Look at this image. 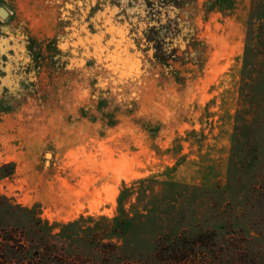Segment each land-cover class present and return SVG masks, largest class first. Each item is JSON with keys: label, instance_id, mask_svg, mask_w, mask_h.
<instances>
[{"label": "rangeland", "instance_id": "1", "mask_svg": "<svg viewBox=\"0 0 264 264\" xmlns=\"http://www.w3.org/2000/svg\"><path fill=\"white\" fill-rule=\"evenodd\" d=\"M0 8V264H264V0Z\"/></svg>", "mask_w": 264, "mask_h": 264}, {"label": "trees", "instance_id": "2", "mask_svg": "<svg viewBox=\"0 0 264 264\" xmlns=\"http://www.w3.org/2000/svg\"><path fill=\"white\" fill-rule=\"evenodd\" d=\"M210 246L203 234L193 239L180 236L172 240H163L157 246L155 258L160 264H190V258L197 254L198 249ZM213 246L214 244L211 247Z\"/></svg>", "mask_w": 264, "mask_h": 264}, {"label": "water", "instance_id": "3", "mask_svg": "<svg viewBox=\"0 0 264 264\" xmlns=\"http://www.w3.org/2000/svg\"><path fill=\"white\" fill-rule=\"evenodd\" d=\"M6 16H7V12L3 8H0V17L4 18Z\"/></svg>", "mask_w": 264, "mask_h": 264}]
</instances>
